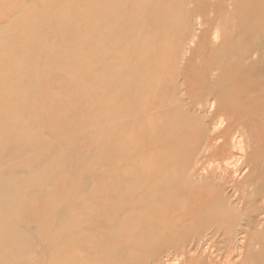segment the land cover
I'll return each instance as SVG.
<instances>
[{
  "label": "rangeland",
  "instance_id": "374dc122",
  "mask_svg": "<svg viewBox=\"0 0 264 264\" xmlns=\"http://www.w3.org/2000/svg\"><path fill=\"white\" fill-rule=\"evenodd\" d=\"M88 1L0 0V118L4 116L9 124L5 131L0 128V172L8 170L5 161H19L12 158L17 152L37 160L46 147L51 153H62L67 147L71 156L60 183L43 185L53 189V201L21 196V204L27 198L24 210L30 216H16L15 224L23 237L33 238L31 252L24 257H0V264H17L18 259L20 264H112L108 249L112 254L154 251L158 261L189 245L168 243L185 228H157L154 237L150 229L131 224L133 210L158 194L151 188L161 190L156 168L146 179L136 172L137 105L143 104L149 117L153 107V126L144 138L146 155L161 147L158 130L166 121L162 113L174 95L189 109L204 108L217 97L219 107L213 116L231 114L249 132L261 134L253 170L235 186L251 227L235 228L233 238L244 235L240 245L239 241L226 244L219 232L209 247L219 257L239 258L235 264H264V0H123V26L120 30L115 24L117 15L110 28L104 27L115 36L113 44L88 54L87 84L81 93L84 79L77 71L69 74L57 68L53 55L59 52L67 59L70 40L62 27L70 23L71 12L75 21L81 19ZM181 1L184 20L175 10ZM194 28H200L199 35L187 50ZM216 31L223 41H214ZM90 39L95 44L100 38L88 36L86 43ZM74 46L77 51L83 42L75 40ZM151 51L154 66L147 57ZM33 52V59L43 63L34 74L38 78L45 72L56 75L41 81L37 104L12 87L24 72L12 60L19 53ZM216 52L258 56L240 70L212 71ZM184 53L188 55L182 63ZM122 57L128 74L124 86L119 77ZM106 62L114 66L111 71L105 72ZM19 102H26L30 119L19 112ZM213 116L203 120L210 123ZM159 195L165 197L164 191ZM13 245L19 247L16 240ZM152 260L148 263L154 264ZM122 264L137 263L135 258L122 257Z\"/></svg>",
  "mask_w": 264,
  "mask_h": 264
},
{
  "label": "bare ground",
  "instance_id": "6f19581e",
  "mask_svg": "<svg viewBox=\"0 0 264 264\" xmlns=\"http://www.w3.org/2000/svg\"><path fill=\"white\" fill-rule=\"evenodd\" d=\"M183 2L181 1V4L175 7V10L178 11V19L181 20H184L181 13ZM102 5H105V8ZM123 8V0H89L86 2V9L83 10L80 20L75 21V13L71 12L73 16L71 18L70 14V19L67 22L70 23L65 28L62 27V33L70 40L69 51L66 55L67 59L59 52L54 53L53 62L57 68L69 74L77 71V76L84 79L88 54L93 53V50L105 48L107 43L113 44L115 36L112 37L105 28H110L114 24L112 19L117 15L119 17L115 24L121 30L124 19ZM25 16L28 20L27 13ZM261 17L262 15L259 13L258 18ZM28 26L33 27V24ZM28 26L25 25V27ZM200 28H194L187 43V50L197 39ZM88 36H98L99 42L93 44L90 39V42L86 43L85 39ZM75 40L83 42L82 48L77 51L74 46ZM219 40L223 41V38H221V33L219 35V32L216 31L214 41L218 42ZM118 47L121 48L120 43H118ZM35 49L37 48L33 50L35 51ZM34 54V52L28 55L19 53L12 60L14 66L20 69L24 67L23 77L21 80L19 79V84H14L12 87L22 90L24 97L33 99L31 102L37 104V98L41 96V81L53 80L55 77L52 75L55 74H49L43 70L44 75L38 78L34 73L43 63L38 59H33ZM186 55L188 54H183L182 63H185ZM154 56V51L147 54L148 60H151L150 66H154ZM257 56V53L246 55L244 53L216 52L215 64L211 70L221 71L223 69L226 72L240 70L248 63L255 61ZM47 63L49 64V62ZM113 67L112 63L104 64L105 72L111 71ZM120 69L119 77L122 86H124L128 82L127 64L124 63V57H122ZM148 70L147 72L153 71V69ZM81 84L79 90L84 93L87 79L81 81ZM121 101L124 104L123 98ZM80 103L85 105L83 100H80ZM18 104L22 105L19 112L25 114L26 119H30L26 102ZM142 105H137L134 127L138 148L136 172L139 173V177H137L146 179L149 173L156 168L161 190L151 188L158 194H152L153 196L145 198L146 201L142 203L141 207L133 210L132 228L150 229L155 234L154 237L158 233L157 228H185L178 233L177 237H173V241H168V243L190 242V244L178 249L173 256L166 255L164 259H158V261L154 260L158 255L154 251H149L146 255L130 250H121L112 254L108 249V255L114 257L111 263L122 264V257H132L135 258L137 264H147L150 259H153L154 264H228L230 261H232L230 264H235L239 258L236 259L237 257L233 255L228 260L229 258L225 259L214 255L209 245L219 232L225 236L226 244L239 241L240 245L244 235L236 233L238 237L233 238L235 228L239 230L251 227L242 211L243 203L239 199V193L235 186L252 172L255 145L259 143L261 134L249 132L243 122H237L231 114L223 112L213 116L219 107L217 97L209 100L204 108L198 106L189 109L184 108V103L174 95L167 99L165 111L162 113V118L166 116L164 125L160 127L157 124L160 127L158 133L162 139L161 147L145 155L144 138L153 126L154 114L152 107L149 117ZM207 116H213L210 123H205L203 120ZM7 120L4 116L0 118V128L3 131L9 128ZM233 123L234 126H232ZM45 152L37 160H34L32 155H23L22 152H17L12 158H18L16 160L19 161L15 163L11 160L5 161L8 170L0 172V257L2 259L7 255L24 257L31 252L33 238L23 237L17 229L21 227L15 224L16 216H18L17 218L30 216V213L24 210L27 198L25 199L26 203L21 204V196H28L30 201L34 200L35 202L48 199L53 201V199L51 200L53 189H44L43 185L60 183V175L64 174L70 165L71 156L67 147L62 148V153H51V148L47 147ZM152 182H156V180L153 179ZM155 186L157 187L156 184ZM162 191H164L165 197H160L159 193ZM166 231L169 232V229ZM206 231L207 233H205ZM15 240L19 247H23V250L18 246L15 248L16 246L13 245ZM205 245L206 247H204ZM20 263L21 261L18 259L17 264Z\"/></svg>",
  "mask_w": 264,
  "mask_h": 264
}]
</instances>
